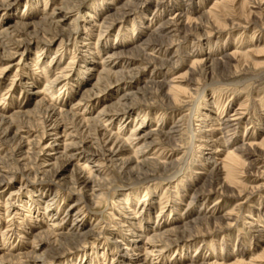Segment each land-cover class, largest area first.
Instances as JSON below:
<instances>
[{
    "label": "rangeland",
    "instance_id": "374dc122",
    "mask_svg": "<svg viewBox=\"0 0 264 264\" xmlns=\"http://www.w3.org/2000/svg\"><path fill=\"white\" fill-rule=\"evenodd\" d=\"M0 117L14 125L0 170L38 153L61 178L0 181V264H264V0H0ZM104 135L117 160L93 152ZM54 137L75 160L40 150ZM81 166L96 185L74 183Z\"/></svg>",
    "mask_w": 264,
    "mask_h": 264
},
{
    "label": "bare ground",
    "instance_id": "6f19581e",
    "mask_svg": "<svg viewBox=\"0 0 264 264\" xmlns=\"http://www.w3.org/2000/svg\"><path fill=\"white\" fill-rule=\"evenodd\" d=\"M258 1H260V0H258ZM178 14V13H177ZM178 20V17H176L175 18V21H177ZM169 22V21H168ZM177 23V22H176ZM173 24V23H172ZM4 43V42H3ZM17 43H21V41L19 42V40H18V42ZM6 46H8V45H6ZM109 56V55H108ZM111 56V55H110ZM109 56V57H110ZM201 63V62H200ZM204 65V64H203ZM202 65V66H203ZM99 80V79H98ZM54 81V80H53ZM170 92H171V94L173 95L172 96V100L175 102V101H180V99H177V97L179 98L180 96H182V92L181 91H179V88H178V86H177V84H175V83H172L171 85H169V89H168ZM131 95V94H130ZM130 95H129V93H126V94H124V95H122V100L123 101H125L126 103L130 100ZM177 96V97H176ZM120 104V103H119ZM40 105V104H39ZM128 105V104H127ZM125 106V108H127L128 106ZM37 106V105H36ZM42 108V107H41ZM45 108V116H44V118H43V121H42V124H43V127H44V133L46 132L47 134H49V136L50 135H56L57 133L56 132H58L56 129L58 128V126L60 125V122L62 121V119H61V115H62V113H61V115L59 114V113H57V111L55 110V108H50L49 107V105H48V108H46V107H44ZM124 109V108H123ZM117 110H118V108H117ZM119 111H121V110H119ZM104 112V111H103ZM113 112V111H112ZM111 112V113H112ZM114 113V112H113ZM57 114H59V117H60V119H61V121L59 120V117H58V115ZM100 114V113H99ZM101 115H102V113H101ZM63 116V115H62ZM241 116H242V113L241 112H237V111H233L232 113H230V115H229V117L228 118H223V120L221 121V124H222V126L221 127H234V125H236V124H238L239 123V121H240V118H241ZM101 117V116H100ZM9 118V117H8ZM6 119V118H4V117H0V139L1 140H3L4 142H7L8 140H9V136H8V134H9V131L11 130V129H13L14 128V125H12V120L11 119ZM14 121V120H13ZM66 121V120H65ZM63 123L62 124H64V121H62ZM84 122V121H83ZM99 122V121H98ZM86 124V123H85ZM218 124H220V123H218ZM218 124H217V122H216V124L215 123H211V125H210V127H208L209 128V131H212V132H214L215 130H217L218 128H216L217 126H218ZM3 125H5V128H2L3 127ZM23 125V124H22ZM83 125V124H82ZM87 125H89V124H87ZM207 125V124H206ZM61 126V125H60ZM63 126V125H62ZM29 128V127H28ZM64 128V127H63ZM78 128V127H77ZM223 128V129H224ZM20 129V128H19ZM219 129H221L220 127H219ZM66 130V129H65ZM76 130V129H75ZM74 130V131H75ZM64 131V130H63ZM205 131V130H204ZM209 131H208V134H209ZM218 131V130H217ZM24 132V131H23ZM159 130H155V128L154 129H150L149 131H147V133L145 132V134H142V135H138V137H137V141H143V140H145V139H147V138H149L150 136H152V135H159ZM219 132V131H218ZM37 133V132H36ZM63 133V132H62ZM70 133V132H69ZM43 134V133H42ZM19 135V134H18ZM57 136V135H56ZM60 136V135H59ZM73 136V135H72ZM105 136V135H104ZM104 136H102L101 138H103ZM71 137V136H70ZM134 137V136H133ZM15 138V137H14ZM43 139L45 138V135L42 137ZM56 138L57 137H54V138H50V140H48V139H46V140H48V142H43V143H39V144H41L40 145V150H42V151H48V150H50L51 152H49V154L48 155H53V156H56V155H58V157H56V158H60V160L62 159V161L64 162V163H69L70 161H72V160H75L74 159V156H75V154H73L72 152V147L74 146V144H73V146L72 145H69V146H67V148H69V151H68V154H65V153H60V152H57L56 150H57V145H56ZM67 138V137H66ZM68 138H69V136H68ZM42 139V140H43ZM134 138H132L131 140H133ZM136 139V138H135ZM73 140H75V139H73ZM83 140V139H82ZM117 140V139H116ZM113 141L112 142V137H107L106 138V136L104 137V139H103V141L101 142V144H100V146H99V149L98 150H94L93 152L95 153V154H98V155H100L101 157H103V158H106L107 160L109 159V160H111V161H113V160H117L116 159V157L118 156V155H120V151L122 150L121 149V146H119V143H118V145H117V141ZM130 140V141H131ZM39 141V140H38ZM76 141V140H75ZM84 141V140H83ZM97 141H99V140H97ZM100 141H101V139H100ZM100 141H99V143H100ZM129 141V142H130ZM29 142V141H28ZM125 142V141H124ZM135 142V141H134ZM145 142V141H144ZM64 143V142H63ZM70 143V142H69ZM72 143H74V142H71V144ZM76 143V142H75ZM99 143H96V144H99ZM127 143V142H126ZM20 144V143H19ZM38 144V145H39ZM79 144V143H78ZM110 144V145H109ZM127 144H129V143H127ZM133 144V143H132ZM135 144V143H134ZM133 144V145H134ZM145 144V143H144ZM36 145V144H35ZM66 145V144H65ZM109 145V146H108ZM129 145H131V143L129 144ZM247 145L248 146H250V145H255V143H247ZM20 146V145H19ZM72 146V147H71ZM82 147V143H81V145H77V147ZM97 146V145H96ZM247 146V147H248ZM256 146V145H255ZM63 147V146H62ZM75 147V146H74ZM76 147V148H77ZM28 148V147H27ZM98 148V147H97ZM145 148V147H144ZM239 148V147H238ZM244 148V147H243ZM17 150H20V147H18L15 151H17ZM66 150V149H65ZM244 150V149H243ZM72 151V152H71ZM82 151V150H81ZM39 152V151H38ZM76 152V151H75ZM78 152V151H77ZM17 153H20V154H17ZM17 153L16 154H14L13 156H15L16 155V157H14V161H15V163H17L18 164V166H16V168H14V169H12V170H9V169H6V168H2L1 170H0V181H2L3 182V180H5L7 177H9V175L10 174H16V173H18V174H20L21 176H29V175H32L33 177H35V176H37L38 174H40L41 175V180L42 179H44V178H50V179H54V180H59V179H61V178H58V176H59V169H55L54 167H52V168H47V166H45V165H40V164H37L36 162H37V159H40V156H41V154H38V153H35V154H31L30 156H33L34 155V158H35V160H36V162L35 163H32L31 165H29V163L28 162H24L25 161V159L26 158H29V157H27V156H25V155H27L26 154V152L25 153H23V155L24 156H22V152L21 151H17ZM34 153V152H33ZM250 153V152H249ZM78 154H79V152H78ZM231 154L233 155V153H232V151H228L227 152V155H226V157L228 158V155L229 156H231ZM80 155V154H79ZM78 155V156H79ZM19 156V157H18ZM22 156V157H21ZM21 157V158H20ZM232 157V156H231ZM51 158V157H50ZM99 158V157H98ZM102 158V159H103ZM120 158V157H119ZM118 158V159H119ZM226 158V159H227ZM52 159H53V157H52ZM86 159V158H85ZM224 159V158H223ZM235 159V158H234ZM90 160V159H89ZM98 160V159H97ZM101 160V159H100ZM207 160H209V159H207ZM236 160V159H235ZM21 161H23V162H21ZM39 161V160H38ZM52 161V160H51ZM61 161V162H62ZM119 161H121V163L123 164L122 165V167H124V169L125 168H128V164H130V162L132 163V161H130V160H125V159H119ZM148 161V160H147ZM223 161V160H222ZM225 161V160H224ZM237 161V160H236ZM31 162V161H30ZM41 162V161H40ZM99 162V161H98ZM152 162V161H151ZM155 162V161H154ZM159 161H157V163H158ZM161 162H163V163H161V165L159 166L160 167V171H165L166 172V170H168V167H169V165H167L168 163H167V161L164 159L163 161H161ZM51 163V162H50ZM149 163V162H148ZM234 163V162H233ZM236 163V162H235ZM156 164V163H155ZM2 165V164H1ZM150 165H152V163L150 164ZM157 165H159V164H157ZM51 166V165H50ZM49 166V167H50ZM93 166V165H92ZM228 166V165H227ZM86 167H88V166H86ZM100 167V166H99ZM121 167V166H120ZM157 167V166H156ZM222 168L224 167V165H222L221 166ZM12 168V167H11ZM47 168V169H46ZM103 168V167H102ZM130 168V167H129ZM129 168H128V170H129ZM153 168H155V167H153ZM232 168H233V165H232ZM88 169V168H87ZM97 169H99V168H97ZM147 169L145 168V166L143 165V166H140V164L138 165L137 163H134V165L130 168V171L131 172H133L134 174H133V177L134 178H136L138 175H137V173H139V172H142V173H144L145 171H146ZM130 171H128V172H130ZM227 171V170H226ZM82 172V173H81ZM89 172V171H88ZM154 172V171H153ZM153 172H151V173H153ZM85 173V167H83V166H81V168L79 169V172L77 173V175H75L74 176V183H76V184H78V185H81V186H83V187H92L93 185H96L95 184V179L93 178V176H91V174H84ZM101 173V172H100ZM229 173V172H228ZM12 174V175H13ZM103 174V173H102ZM145 174H147V173H145ZM155 174V173H154ZM153 174V175H154ZM149 175H151V174H149ZM140 177V176H139ZM143 177V176H142ZM146 177H147V175H146ZM32 178V177H31ZM98 178V177H97ZM138 178V177H137ZM99 181V180H98ZM101 181V180H100ZM57 183V182H56ZM102 186V185H101ZM104 188V187H103ZM100 189H101V187H100ZM86 190V189H85ZM94 190H96V189H94ZM98 191H101V190H98ZM16 192V191H15ZM86 192H88V191H86ZM91 192V191H90ZM102 192V191H101ZM10 193V192H9ZM12 193V192H11ZM88 194H89V192H88ZM91 194V193H90ZM96 196V195H95ZM76 204V203H75ZM5 207H6V205H5ZM142 207V206H141ZM120 208V207H119ZM8 213H9V210L7 209V210H4V214H5V220H7L8 219ZM8 215V216H7ZM74 215V214H73ZM137 216V215H136ZM76 217V216H75ZM134 217V216H133ZM6 226V225H5ZM186 226V225H185ZM72 229V228H71ZM77 229V228H76ZM183 229H185V227L184 228H182V230ZM182 230L180 231V232H182ZM77 232V231H76ZM86 232V231H85ZM4 233V232H3ZM175 233H177V230L176 229H172V231L170 230H168L167 231V234L169 235V234H175ZM163 234H165V233H163ZM162 234V235H163ZM181 234V233H180ZM176 235V234H175ZM81 236V233H75V232H71V233H68V234H61V235H58V237L61 239V240H63V241H68V240H71V239H75V238H79ZM154 236H157V235H154ZM4 238H7V236H6V234L4 235ZM146 238V237H145ZM150 238H152V237H150ZM156 238V237H155ZM158 238H159V236H158ZM157 238V239H158ZM147 239H148V237H147ZM162 239V238H161ZM166 239V238H165ZM178 239H179V236H178ZM55 240V239H54ZM147 241V240H146ZM160 241V240H159ZM167 241V240H166ZM153 242V241H152ZM157 242H158V240H157ZM174 242V240H172V241H170V243H173ZM145 243V242H144ZM40 243H38V245H39ZM169 244V243H168ZM49 245H50V243H49ZM54 245V244H53ZM148 246V245H147ZM159 246H160V244H159ZM167 246V245H166ZM36 247V246H35ZM54 248H55V246H54ZM123 249H126V247H122ZM142 248V247H141ZM146 248V247H145ZM144 249V248H143ZM151 249V248H150ZM159 249V248H158ZM51 250H53V246L52 245H50V246H47V252H50ZM153 250V249H152ZM148 252V251H147ZM138 253V252H137ZM140 255V254H139ZM3 257H5L4 255H2ZM2 256H1V258H2ZM141 256V255H140ZM127 257H128V255H127ZM0 258V259H1ZM30 261H31V263L30 264H40L41 262H42V260H43V257L42 258H40V256L38 257V255H31L30 256ZM141 259V258H140ZM9 261L10 259H5L4 260V258H3V260L2 261ZM128 260V259H127ZM11 262V261H10ZM14 263V262H13ZM29 264V263H28Z\"/></svg>",
    "mask_w": 264,
    "mask_h": 264
}]
</instances>
